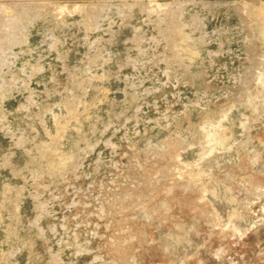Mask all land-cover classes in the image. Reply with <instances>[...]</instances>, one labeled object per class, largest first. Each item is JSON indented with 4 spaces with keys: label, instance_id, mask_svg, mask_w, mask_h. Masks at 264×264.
Returning <instances> with one entry per match:
<instances>
[{
    "label": "rangeland",
    "instance_id": "374dc122",
    "mask_svg": "<svg viewBox=\"0 0 264 264\" xmlns=\"http://www.w3.org/2000/svg\"><path fill=\"white\" fill-rule=\"evenodd\" d=\"M0 49V264H264V0H0Z\"/></svg>",
    "mask_w": 264,
    "mask_h": 264
},
{
    "label": "bare ground",
    "instance_id": "6f19581e",
    "mask_svg": "<svg viewBox=\"0 0 264 264\" xmlns=\"http://www.w3.org/2000/svg\"><path fill=\"white\" fill-rule=\"evenodd\" d=\"M42 4H44V3H42ZM40 7H41V5H40ZM41 8H42V7H41ZM20 9H23L22 6L20 7ZM23 10H24V9H23ZM23 10H21V11L19 10L18 12L20 13V12H22ZM19 13H18V14H19ZM22 13H24V12H22ZM18 14H17V15H18ZM24 14H26V13H24ZM3 17H4V16H2V18H3ZM23 17L26 18V16H24V15H23ZM20 18H21V17L19 16L18 20H19ZM5 19H7V18H5ZM2 21H5V20H2ZM5 22H6V21H5ZM1 26H2V24H1ZM3 31H4V30H3ZM0 50L2 51V49H0ZM2 52H3V51H2Z\"/></svg>",
    "mask_w": 264,
    "mask_h": 264
}]
</instances>
